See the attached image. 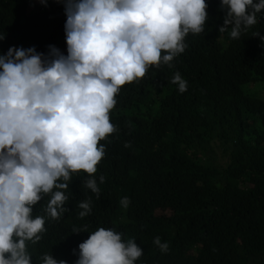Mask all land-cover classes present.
Returning <instances> with one entry per match:
<instances>
[{
  "label": "trees",
  "instance_id": "1",
  "mask_svg": "<svg viewBox=\"0 0 264 264\" xmlns=\"http://www.w3.org/2000/svg\"><path fill=\"white\" fill-rule=\"evenodd\" d=\"M205 2L204 31L185 36L172 66H149L115 95L114 131L98 141L104 155L91 177L99 193L81 170L61 190L68 211L49 217L50 193L33 206L45 231L26 241L31 264L44 254L75 264L78 244L100 227L134 239L143 249L135 264H264V42L254 35H264V9L232 38L231 25L218 32L220 0ZM65 20L62 0H0V54L13 46L47 55L53 45L67 55ZM177 71L183 93L171 82ZM83 201L91 211L80 217Z\"/></svg>",
  "mask_w": 264,
  "mask_h": 264
},
{
  "label": "clouds",
  "instance_id": "2",
  "mask_svg": "<svg viewBox=\"0 0 264 264\" xmlns=\"http://www.w3.org/2000/svg\"><path fill=\"white\" fill-rule=\"evenodd\" d=\"M62 2L67 55L53 45L47 55L13 46L0 54V264H31L26 241L36 243L45 231L33 206L50 193L46 214L56 219L68 211L61 190L71 173H87L85 187L99 193L91 177L104 155L98 141L114 131L109 111L115 95L149 66L171 67L186 47L185 36L203 32L207 19L205 0ZM219 6L225 15L218 32L231 25L230 36L237 38L242 27L257 22L264 0H220ZM254 35L264 42V35ZM171 82L186 91L178 71ZM120 203L127 207L128 197ZM78 206L80 217L91 211L89 201ZM153 243L168 250L159 236ZM78 249L75 264H135L143 253L134 239L124 241L103 227L89 232ZM41 264L66 261L44 254Z\"/></svg>",
  "mask_w": 264,
  "mask_h": 264
},
{
  "label": "rangeland",
  "instance_id": "3",
  "mask_svg": "<svg viewBox=\"0 0 264 264\" xmlns=\"http://www.w3.org/2000/svg\"><path fill=\"white\" fill-rule=\"evenodd\" d=\"M223 149L224 148L222 146L215 147V152L218 155L219 160H222V161L226 160L223 155Z\"/></svg>",
  "mask_w": 264,
  "mask_h": 264
},
{
  "label": "bare ground",
  "instance_id": "4",
  "mask_svg": "<svg viewBox=\"0 0 264 264\" xmlns=\"http://www.w3.org/2000/svg\"><path fill=\"white\" fill-rule=\"evenodd\" d=\"M162 93V92H161ZM227 113V112H226ZM228 121V120H227ZM248 122V121H247ZM248 124V123H247ZM229 127V126H228ZM239 130V129H238ZM259 145V144H258ZM256 253V252H255ZM197 257V256H196ZM143 258V257H142ZM141 263V262H140Z\"/></svg>",
  "mask_w": 264,
  "mask_h": 264
}]
</instances>
